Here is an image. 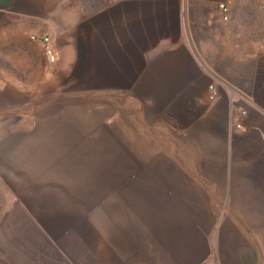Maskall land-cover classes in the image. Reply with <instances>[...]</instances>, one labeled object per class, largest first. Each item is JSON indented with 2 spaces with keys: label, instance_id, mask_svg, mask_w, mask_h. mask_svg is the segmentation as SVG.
<instances>
[{
  "label": "crops",
  "instance_id": "obj_1",
  "mask_svg": "<svg viewBox=\"0 0 264 264\" xmlns=\"http://www.w3.org/2000/svg\"><path fill=\"white\" fill-rule=\"evenodd\" d=\"M238 1L0 0V264H264V38L223 20ZM42 36L58 61L28 54L25 91Z\"/></svg>",
  "mask_w": 264,
  "mask_h": 264
},
{
  "label": "rangeland",
  "instance_id": "obj_2",
  "mask_svg": "<svg viewBox=\"0 0 264 264\" xmlns=\"http://www.w3.org/2000/svg\"><path fill=\"white\" fill-rule=\"evenodd\" d=\"M261 3L257 0H252L246 3H241L238 1L237 4L234 5L233 9L230 8L229 20L227 21V23L230 24L231 30H236V32L239 33H241L240 31H243L242 33L243 35L244 33H247V35L257 33L262 38H264V9H263L264 6ZM26 44L27 43H25V45ZM251 50L256 54L257 52L256 49L252 48ZM5 52L8 53L7 50H5ZM22 54H25L26 56L23 57ZM28 54L31 56V58H33L34 61H39L42 58H45L43 45L40 43V41L31 43L29 46L24 47V50L20 52V59H19L20 66H18L17 69L20 72V76H21V80H20L21 89L25 91H31L34 85V80L33 79L29 80V72L33 70V68H31L32 66L28 62V56H27ZM6 64L7 66L10 67L12 66L11 62L9 61H6ZM262 66L263 64L261 63L260 67ZM260 70H262L260 74H262L264 78V68ZM37 82L38 81H36V83ZM209 84H215L219 86V88H221L222 86L221 82L218 81L217 82L213 81L212 83ZM222 97L224 98V96ZM220 98L221 97L219 93L216 101L219 100ZM0 203H1V195H0Z\"/></svg>",
  "mask_w": 264,
  "mask_h": 264
},
{
  "label": "built area",
  "instance_id": "obj_3",
  "mask_svg": "<svg viewBox=\"0 0 264 264\" xmlns=\"http://www.w3.org/2000/svg\"><path fill=\"white\" fill-rule=\"evenodd\" d=\"M220 11L223 17V20L228 21L229 20V14H230V8L227 4H221L220 5ZM32 40H35L36 37L34 35L31 36ZM41 43L43 45V49H44V55L47 59V61L50 64H56L58 61V54L56 51V48L53 45L52 39L50 36H42L40 38ZM208 91H209V99L211 101H214L218 98L219 95V89L218 86L215 84H210L208 87ZM247 112L246 111H242V115H246ZM237 127L241 128L242 125L238 124Z\"/></svg>",
  "mask_w": 264,
  "mask_h": 264
},
{
  "label": "trees",
  "instance_id": "obj_4",
  "mask_svg": "<svg viewBox=\"0 0 264 264\" xmlns=\"http://www.w3.org/2000/svg\"><path fill=\"white\" fill-rule=\"evenodd\" d=\"M233 31V34L237 35L239 32H236V30H232ZM244 37L246 39H261V36L257 33H254V34H251V35H247V33H244L243 37L242 38H238L240 39V41H243Z\"/></svg>",
  "mask_w": 264,
  "mask_h": 264
}]
</instances>
